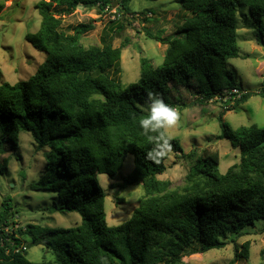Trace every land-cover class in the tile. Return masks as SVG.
<instances>
[{
    "label": "trees",
    "instance_id": "trees-1",
    "mask_svg": "<svg viewBox=\"0 0 264 264\" xmlns=\"http://www.w3.org/2000/svg\"><path fill=\"white\" fill-rule=\"evenodd\" d=\"M7 1L0 0V13ZM129 2L34 3L40 25L25 40L43 52L45 59L25 81L0 84V174L17 150L19 132L29 133L38 149L52 150L46 154L43 173L30 188L52 191L58 205L51 211L76 213L80 222L61 229L27 224L7 233L3 228L17 223L9 199H3L0 264H33L25 259V251H14L23 244V237L54 255V262L39 264H185L187 255L225 249L257 222H263L264 235V128L231 129L223 121L225 112L236 111L250 93L229 107H220L217 115L218 137L239 152L238 162L223 175L217 174L216 151L194 148L183 153L179 141L164 129L148 134L168 138L175 159L184 165V186L179 190L158 179L165 171L167 154L149 158L154 142L139 126L150 91L176 110L215 109L206 99L236 87L226 62L238 56V11L248 10L256 41L264 48V0H178L188 17L174 25L170 35L145 32L147 39L165 46L161 64L152 66L141 57L137 81L121 85L109 73L119 63L124 44L113 47L112 39L102 38L99 45L85 47L80 39L94 29L93 21L73 26L70 34L61 30V24L77 8L101 11L119 6L124 15L129 14ZM108 24L103 37L123 30L117 19ZM128 154L133 156L132 171L111 187L123 190L141 185L144 194L126 221L107 226L97 175L113 177ZM248 257L249 243L245 242L234 247L230 264H243Z\"/></svg>",
    "mask_w": 264,
    "mask_h": 264
},
{
    "label": "rangeland",
    "instance_id": "rangeland-1",
    "mask_svg": "<svg viewBox=\"0 0 264 264\" xmlns=\"http://www.w3.org/2000/svg\"><path fill=\"white\" fill-rule=\"evenodd\" d=\"M37 0H8L0 13V72L2 82L14 84L25 81L44 61L45 54L34 49L26 40V34H34L40 25V16L34 9ZM114 1V0H113ZM114 6L110 9H116ZM129 14L104 15L99 10L84 11L77 8L74 13L63 18L61 30L71 33V28L79 23L93 21L94 29L84 34L80 41L87 47L100 43L102 38L112 39V46L122 48L119 63L112 68L109 75L121 85L135 82L139 75V59L146 57L152 66L161 64L165 46L147 39L145 32L151 35H170L174 25L188 14L179 6L178 0H130ZM114 11V10H113ZM147 11V12H146ZM150 11V12H148ZM144 12V13H141ZM117 19L123 26L122 31L115 30L103 37V30L110 21ZM144 19L147 22H144ZM264 25V17L262 18ZM117 27L114 25V28ZM255 25L246 8L236 15V44L238 56L226 62V68L232 73L236 87L251 94L236 111H227L223 116L231 129L255 125L264 128V48L257 43ZM126 40V41H125ZM190 106L177 109L178 120L164 132L170 138L177 139L183 153L190 150L206 149L216 151L219 155L217 174L238 162L239 152L232 149L225 139H220V126L217 115L220 106ZM17 150L11 153L6 170L0 174V210L2 200L9 199L12 205L10 213L19 227L27 224L47 228H74L80 222L76 213H59L51 211L58 205L55 194L49 190L30 188L44 171L46 154L49 147L38 149L29 133L19 132ZM165 171L159 180L171 183V189L179 190L184 186L186 169L173 153H167L163 162ZM133 156L128 154L121 169L113 176L97 175V182L104 193V214L107 226H115L126 221L138 199L144 194L141 185L128 186L123 190L112 188L119 184L133 169ZM118 199H121L119 202ZM262 221L256 227L245 229L241 237L229 243L225 249L211 250L205 254H191L183 258L185 264H230L234 259V247L249 243V257L243 264H264V235L261 233ZM16 233V232H15ZM25 245V259L33 264L54 262V255L41 245H32L30 240L22 238ZM240 264V263H233Z\"/></svg>",
    "mask_w": 264,
    "mask_h": 264
},
{
    "label": "clouds",
    "instance_id": "clouds-1",
    "mask_svg": "<svg viewBox=\"0 0 264 264\" xmlns=\"http://www.w3.org/2000/svg\"><path fill=\"white\" fill-rule=\"evenodd\" d=\"M146 115L139 120V126L144 134L148 136L149 141L154 142V147L147 153L151 159L164 157L171 151L172 145L169 139L162 134L158 137L148 135L159 129L170 128L174 126L178 120L177 110L165 103L158 93H147Z\"/></svg>",
    "mask_w": 264,
    "mask_h": 264
},
{
    "label": "built area",
    "instance_id": "built-area-1",
    "mask_svg": "<svg viewBox=\"0 0 264 264\" xmlns=\"http://www.w3.org/2000/svg\"><path fill=\"white\" fill-rule=\"evenodd\" d=\"M113 10L110 9L109 7H106L103 10H101L100 13L104 14L105 16L108 14H112L114 19L116 17H119L121 13L122 15L124 14L123 11L120 10L119 6H117L116 9H113ZM245 94H247L246 91L240 90L238 87H233L228 91L217 93L213 95L212 97L206 99V103L209 105H218L220 107L226 108V107L233 105L235 100L240 99ZM17 228H19L18 224L14 225L13 228L11 227L10 229L8 227H4L3 230L7 233H12ZM25 250H26V247L23 244L14 249L15 252H21Z\"/></svg>",
    "mask_w": 264,
    "mask_h": 264
}]
</instances>
